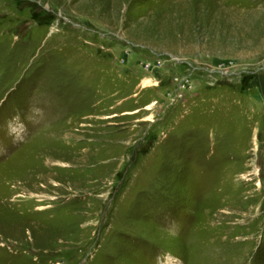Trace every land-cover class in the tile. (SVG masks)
I'll use <instances>...</instances> for the list:
<instances>
[{
    "label": "rangeland",
    "instance_id": "rangeland-1",
    "mask_svg": "<svg viewBox=\"0 0 264 264\" xmlns=\"http://www.w3.org/2000/svg\"><path fill=\"white\" fill-rule=\"evenodd\" d=\"M0 264H264V0H0Z\"/></svg>",
    "mask_w": 264,
    "mask_h": 264
}]
</instances>
